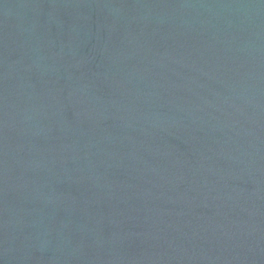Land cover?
I'll use <instances>...</instances> for the list:
<instances>
[{
  "label": "water",
  "instance_id": "95a60500",
  "mask_svg": "<svg viewBox=\"0 0 264 264\" xmlns=\"http://www.w3.org/2000/svg\"><path fill=\"white\" fill-rule=\"evenodd\" d=\"M0 264H264V0H0Z\"/></svg>",
  "mask_w": 264,
  "mask_h": 264
}]
</instances>
